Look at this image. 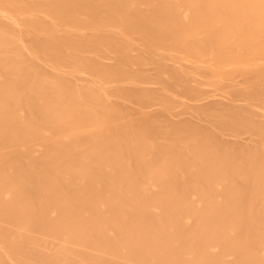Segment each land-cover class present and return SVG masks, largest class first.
Returning a JSON list of instances; mask_svg holds the SVG:
<instances>
[{"label":"bare ground","instance_id":"bare-ground-1","mask_svg":"<svg viewBox=\"0 0 264 264\" xmlns=\"http://www.w3.org/2000/svg\"><path fill=\"white\" fill-rule=\"evenodd\" d=\"M0 264H264V0H0Z\"/></svg>","mask_w":264,"mask_h":264}]
</instances>
